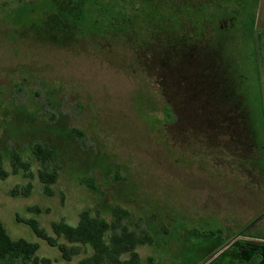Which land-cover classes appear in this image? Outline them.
Listing matches in <instances>:
<instances>
[{
    "label": "rangeland",
    "instance_id": "1",
    "mask_svg": "<svg viewBox=\"0 0 264 264\" xmlns=\"http://www.w3.org/2000/svg\"><path fill=\"white\" fill-rule=\"evenodd\" d=\"M32 1L0 0V153L8 171L9 149L30 163V176L0 179L9 236L37 242L39 257L75 264L89 247L65 261L18 218L36 219L52 235L53 221L76 225L84 209L110 221L121 208L128 226L151 238L135 248L140 264H202L230 239L232 249L213 264H239L236 243L264 240L256 33L264 0H104L132 3V28L84 25L74 39L53 37L48 19L40 27L28 11ZM173 6L172 22L182 25L172 35L183 42L167 50ZM147 12L150 25L141 22ZM196 19L207 23L191 33ZM44 139L60 166L52 195L30 153ZM28 182L27 196L11 194Z\"/></svg>",
    "mask_w": 264,
    "mask_h": 264
},
{
    "label": "trees",
    "instance_id": "2",
    "mask_svg": "<svg viewBox=\"0 0 264 264\" xmlns=\"http://www.w3.org/2000/svg\"><path fill=\"white\" fill-rule=\"evenodd\" d=\"M24 1L26 2V0ZM28 11L40 16L39 21H35L39 23L40 27L44 26L47 19L53 21L54 27L51 35L56 39H59V36L74 39L80 30L79 27L84 25L99 30L104 23H107L111 25L110 29L118 33L123 30L122 27L132 28L133 12L132 3L129 1L106 5L104 0H33ZM142 16L141 22L145 25H150V21L155 20L149 12ZM168 18L170 20H168L169 25L166 26V31L169 33L163 40V46L167 50H172L180 45L183 40V38L174 40L176 36L172 35V31H181L182 21L178 25L172 22L174 18H177V9L174 6L170 10ZM194 23L196 24L193 28L189 29L191 33L199 30V24L202 28L207 22H199L196 19ZM149 37L154 38L150 34L142 39L147 40ZM165 108L168 111L167 115L177 120V115L170 107L167 105ZM50 142L47 139L35 141L30 148L31 155L39 163L37 176L46 195H52L51 186L56 182L60 169V166L55 162L54 151ZM7 154L11 169L8 171L4 168V158L0 153V179L6 178L10 173L17 174L20 171L25 177L30 176V163L22 158L20 151L9 149ZM92 189L94 188L92 187ZM30 192L31 184L29 182L21 189L14 186L11 190V194L14 196L18 194L27 196ZM29 209L40 212V208L37 206ZM112 214L113 219L108 221L98 211L92 213L89 209H84L79 213L76 225H70L62 219L51 222L52 235L48 234L36 219L18 218V220L24 221L35 235L46 241L47 244L57 247L61 258L65 261H70L73 256L80 254L84 247H89L91 252L80 258L75 264H140V256L135 248L138 245L151 243L150 236H139L128 226L127 210L114 209ZM242 246L247 249L250 248L248 245V247ZM38 248L37 242L28 241L24 238H11L0 220V264H56L50 258L37 256ZM123 254H128V257L122 258ZM255 255L250 257L249 264L257 263Z\"/></svg>",
    "mask_w": 264,
    "mask_h": 264
},
{
    "label": "crops",
    "instance_id": "3",
    "mask_svg": "<svg viewBox=\"0 0 264 264\" xmlns=\"http://www.w3.org/2000/svg\"><path fill=\"white\" fill-rule=\"evenodd\" d=\"M260 47V51L258 52V56H259V62H258V66H259V70H260V81L262 83V91H263V121H264V73L261 77V71H262V64L264 63V49L262 50V47L264 48V41L262 42V44L259 45ZM263 68H264V64H263ZM260 238V237H258ZM258 238H254L253 240H246V241H242L239 243H236L237 245H239L238 250L234 251V253L236 254V257L238 258V260L240 261L239 264H249V260L250 257L255 255L257 258V263L256 264H264V240L258 239ZM258 239V240H257ZM264 239V238H263ZM230 245H225L224 249H220L222 251L220 252H215L213 253V255H211L208 259H206L202 264H213L214 260H216L222 253H225L228 250H231L232 248H230V246L233 245V243L235 242L234 240L232 241V239L229 240ZM243 243V244H242ZM246 245H245V244ZM255 244V245H254ZM242 245L248 247L250 246V248H244ZM248 245V246H247ZM253 245V246H252ZM219 253V254H218ZM232 253V254H234ZM233 259H226L223 262V264H233Z\"/></svg>",
    "mask_w": 264,
    "mask_h": 264
},
{
    "label": "flooded vegetation",
    "instance_id": "4",
    "mask_svg": "<svg viewBox=\"0 0 264 264\" xmlns=\"http://www.w3.org/2000/svg\"><path fill=\"white\" fill-rule=\"evenodd\" d=\"M177 1H180V0H177ZM263 25L257 24V26H256V28H257L256 33L258 34V36H257L258 46L260 44H262V42L264 41V26ZM182 42H183V40H182Z\"/></svg>",
    "mask_w": 264,
    "mask_h": 264
}]
</instances>
